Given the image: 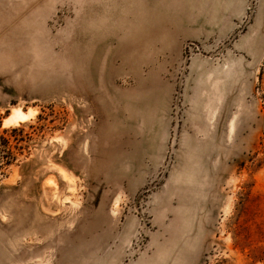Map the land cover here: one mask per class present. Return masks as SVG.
<instances>
[{"label":"rangeland","instance_id":"rangeland-1","mask_svg":"<svg viewBox=\"0 0 264 264\" xmlns=\"http://www.w3.org/2000/svg\"><path fill=\"white\" fill-rule=\"evenodd\" d=\"M0 122V264H264V0H0Z\"/></svg>","mask_w":264,"mask_h":264},{"label":"trees","instance_id":"trees-1","mask_svg":"<svg viewBox=\"0 0 264 264\" xmlns=\"http://www.w3.org/2000/svg\"><path fill=\"white\" fill-rule=\"evenodd\" d=\"M0 128H1V122H0ZM10 132L16 133L17 129H12L11 131L4 130L2 134L0 133V156L3 159H6V164H8L9 160L12 159V149H11V145H9L10 138H7L5 136Z\"/></svg>","mask_w":264,"mask_h":264},{"label":"bare ground","instance_id":"bare-ground-1","mask_svg":"<svg viewBox=\"0 0 264 264\" xmlns=\"http://www.w3.org/2000/svg\"><path fill=\"white\" fill-rule=\"evenodd\" d=\"M11 116V115H10ZM9 116V117H10ZM27 116L26 115H24L23 113H21V112H16L15 114H13V116L9 119V120H7V121H5V122H13V121H15V120H17V119H19V120H24L25 118H26ZM8 124V123H7ZM6 124V125H7ZM11 125H12V123H11Z\"/></svg>","mask_w":264,"mask_h":264}]
</instances>
